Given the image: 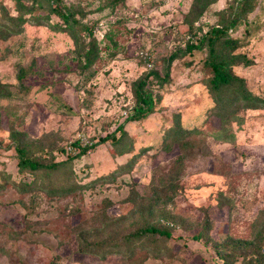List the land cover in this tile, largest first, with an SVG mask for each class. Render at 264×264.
<instances>
[{
	"label": "rangeland",
	"instance_id": "obj_1",
	"mask_svg": "<svg viewBox=\"0 0 264 264\" xmlns=\"http://www.w3.org/2000/svg\"><path fill=\"white\" fill-rule=\"evenodd\" d=\"M42 1L0 0V84L11 93L0 98V264H223L215 244L253 241L264 222V110H241L222 130L207 92L205 50L180 54L163 85L150 74L162 76L172 53L227 25L238 0H216L189 17L191 30L185 17L193 0H60L78 22L74 36L54 29L55 15L40 26L25 23L19 34L2 27L6 14L31 6L46 15ZM254 5L228 37L251 61L233 72L264 97V0ZM91 43L96 61L84 69L81 48ZM21 68L28 74L18 81ZM146 77L160 101L146 119L126 122L133 85ZM175 123L194 130L183 149L164 137ZM120 125L119 144L101 142L119 139ZM13 131L51 150L55 162L77 139L91 143L72 161L82 188L23 192L17 185L30 176L18 171ZM143 224L170 236H157L156 250L142 242L134 251H108V241ZM98 242L100 255L80 251ZM255 243L264 253V238Z\"/></svg>",
	"mask_w": 264,
	"mask_h": 264
},
{
	"label": "trees",
	"instance_id": "obj_2",
	"mask_svg": "<svg viewBox=\"0 0 264 264\" xmlns=\"http://www.w3.org/2000/svg\"><path fill=\"white\" fill-rule=\"evenodd\" d=\"M15 1L20 4V0ZM31 1L37 3L40 0ZM43 1H46L43 7L46 15H36L34 12L37 8L31 6V8H26L25 12L19 11L16 16L6 14L5 18L8 23L4 24L2 27L11 34H19L22 32L25 23L32 22L40 26L48 21L51 15H55L61 21V24L55 23L54 29L56 31H66L74 36V27L78 22L70 9L58 7L56 4H59L60 0ZM215 1L216 0H193L191 10L185 17L190 30L192 29V21L195 20V17L197 18L203 15L206 8ZM254 2L255 0L236 1L237 6L234 12V18L228 21L227 25L210 28L197 42H192L190 38L191 41L185 45L183 51H175L169 56L165 72L162 76L157 72L150 73L159 85H163L168 82L170 64L176 60L180 54H191L195 50H205L206 58L204 60V66L211 72L207 81V92L214 102V115L219 118L224 127H222V130H225V127L232 120L238 119L237 114L241 110H264V97L253 93L247 88L245 80L235 75L233 72L235 66H248L251 64V61L248 60L245 55L236 53V50L242 45L241 41L228 37L229 31L236 30L237 26L244 20L242 16L249 13L255 6ZM189 17L193 18L192 21L187 20ZM247 34H249V31H247ZM97 51L98 48L96 44L93 43L89 45L88 50L81 48L80 60L85 63L84 69L90 68L94 64ZM28 68L30 71V67ZM26 74H28V70L25 69L24 71V69L21 68L17 75L18 81L23 80ZM146 83L147 77L134 83L132 92L134 107L126 118V122H137L146 119L153 113L157 103H159L160 97L157 95L154 96L153 93L146 88ZM10 97L11 93L8 90V86L0 84V98ZM172 129L171 133H168L164 137L169 138V146L177 144L180 149H183L186 144L184 139L191 135L194 130L184 129L179 123H175ZM117 130L121 132L119 139L115 138V135H110L103 138L101 142L110 140L114 145L119 144L125 133L123 131V125H120ZM19 136L20 134L18 132L13 131L11 134L14 150L18 157V171L19 173H27L30 176L29 181L26 183H18L17 185L23 192L30 193L33 190H41L51 196H55L68 195L82 188V185H79L75 180V175L72 170V161L81 158L86 153L87 147L89 148L91 145H85L83 148L81 139H77L65 149L67 159L65 161L55 162L51 150L45 149L40 145L25 144L19 139ZM189 145L190 144H188L187 147ZM47 153L50 158H42L43 154ZM61 176L62 178L59 180ZM149 211H151V208H149ZM261 226V229L251 242L236 241L225 244H215L216 254L219 259L222 260V263L251 264L252 261H254L255 264H264L263 248L255 243V241L257 243L262 242L264 238V222ZM204 234H206L204 230L200 231L194 238L201 239ZM157 236L169 237L170 233L161 231L155 226H146L143 224L141 227L131 233L125 234V236L119 239L108 241L105 246L109 248V252H120L122 246H124L125 250L128 252L129 249L134 251L136 244L144 242L148 245L152 244V247L156 250L158 249L155 245V238ZM87 245L88 244L85 243L80 247V251L95 254L93 252L96 249L99 250L97 254H101V249H99L100 242L96 245H92V247H87Z\"/></svg>",
	"mask_w": 264,
	"mask_h": 264
},
{
	"label": "built area",
	"instance_id": "obj_3",
	"mask_svg": "<svg viewBox=\"0 0 264 264\" xmlns=\"http://www.w3.org/2000/svg\"><path fill=\"white\" fill-rule=\"evenodd\" d=\"M81 143H82V145H83V146H85V145H87V144H88V143H87V144H84L82 141H81ZM90 145H91V143H90Z\"/></svg>",
	"mask_w": 264,
	"mask_h": 264
}]
</instances>
